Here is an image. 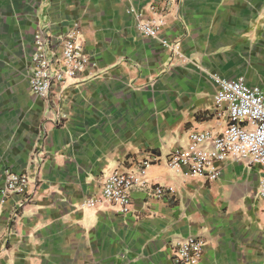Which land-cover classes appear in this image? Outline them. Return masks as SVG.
I'll list each match as a JSON object with an SVG mask.
<instances>
[{
	"label": "crops",
	"instance_id": "0c3cea01",
	"mask_svg": "<svg viewBox=\"0 0 264 264\" xmlns=\"http://www.w3.org/2000/svg\"><path fill=\"white\" fill-rule=\"evenodd\" d=\"M139 20L161 21L157 36ZM41 29H77L89 60L46 97L28 91ZM213 74L264 86V0H0V188L6 172L29 177L0 193V264H177L173 240L189 235L203 241L194 264H264L260 167L224 161L206 181L165 164L190 131L224 127ZM147 158L164 195L133 187L125 214L85 205Z\"/></svg>",
	"mask_w": 264,
	"mask_h": 264
},
{
	"label": "built area",
	"instance_id": "2783aa9c",
	"mask_svg": "<svg viewBox=\"0 0 264 264\" xmlns=\"http://www.w3.org/2000/svg\"><path fill=\"white\" fill-rule=\"evenodd\" d=\"M160 22L139 20L136 28L144 36L155 37ZM163 43L172 51L178 47L177 43L168 45L165 40ZM88 62L77 29H66L56 36L38 30L33 35L29 58L28 91L46 97L55 85H71ZM211 79L215 85L213 110L217 117L224 119V127L220 131H190L186 145L174 146L168 152L166 167L213 181L219 177L224 161L245 160L247 164H257L261 171L257 196L264 206V86L249 85L241 77L229 79L213 74ZM152 163L153 159L147 158L141 160L134 170L107 173L98 195L87 198L85 205L93 207L100 201H107L125 214L131 209L130 191L133 187L148 186L153 195H164L171 188L153 185L148 179L147 168ZM28 183L26 173L6 172L0 188L1 201L11 193L23 192ZM17 218L15 212L11 221ZM202 248L203 241L196 236H177L173 240L171 256L177 264H194L201 257Z\"/></svg>",
	"mask_w": 264,
	"mask_h": 264
}]
</instances>
